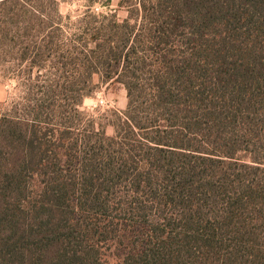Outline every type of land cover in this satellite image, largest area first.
<instances>
[{
	"label": "trees",
	"instance_id": "trees-1",
	"mask_svg": "<svg viewBox=\"0 0 264 264\" xmlns=\"http://www.w3.org/2000/svg\"><path fill=\"white\" fill-rule=\"evenodd\" d=\"M86 3L0 0V264H264V0Z\"/></svg>",
	"mask_w": 264,
	"mask_h": 264
},
{
	"label": "rangeland",
	"instance_id": "rangeland-1",
	"mask_svg": "<svg viewBox=\"0 0 264 264\" xmlns=\"http://www.w3.org/2000/svg\"><path fill=\"white\" fill-rule=\"evenodd\" d=\"M58 2V10L62 16L79 15L87 5L86 0H58ZM113 5H115V1ZM101 10L105 9L101 8ZM16 75L8 66H0V114L8 110L13 102L22 95ZM94 83L96 87L92 94L84 100L81 109L97 121H101L106 135L111 136L113 134L112 112L125 111L126 91L122 86L101 83L97 79L94 80ZM110 258H115V254L110 252Z\"/></svg>",
	"mask_w": 264,
	"mask_h": 264
}]
</instances>
